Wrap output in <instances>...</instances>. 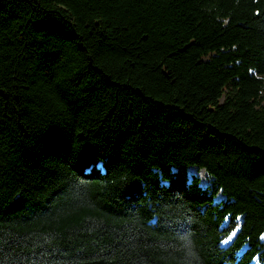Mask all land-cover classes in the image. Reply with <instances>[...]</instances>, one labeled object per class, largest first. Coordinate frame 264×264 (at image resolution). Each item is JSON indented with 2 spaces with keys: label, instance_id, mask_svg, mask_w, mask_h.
Masks as SVG:
<instances>
[{
  "label": "trees",
  "instance_id": "trees-1",
  "mask_svg": "<svg viewBox=\"0 0 264 264\" xmlns=\"http://www.w3.org/2000/svg\"><path fill=\"white\" fill-rule=\"evenodd\" d=\"M253 262L264 0H0V264Z\"/></svg>",
  "mask_w": 264,
  "mask_h": 264
},
{
  "label": "rangeland",
  "instance_id": "rangeland-1",
  "mask_svg": "<svg viewBox=\"0 0 264 264\" xmlns=\"http://www.w3.org/2000/svg\"><path fill=\"white\" fill-rule=\"evenodd\" d=\"M189 173H190V175L199 176L201 183L204 186H206L210 183V178L208 177V174L204 169H197L195 167H192L189 169ZM221 198H222L221 194H218V196L216 197V200H219ZM253 264H256V263L253 262Z\"/></svg>",
  "mask_w": 264,
  "mask_h": 264
},
{
  "label": "snow or ice",
  "instance_id": "snow-or-ice-1",
  "mask_svg": "<svg viewBox=\"0 0 264 264\" xmlns=\"http://www.w3.org/2000/svg\"><path fill=\"white\" fill-rule=\"evenodd\" d=\"M235 235V233H233V236ZM232 237L230 236L228 239L230 240ZM225 243H227V241H225Z\"/></svg>",
  "mask_w": 264,
  "mask_h": 264
}]
</instances>
